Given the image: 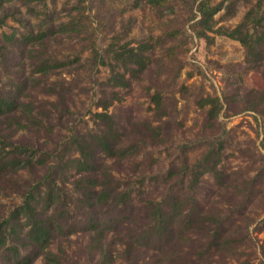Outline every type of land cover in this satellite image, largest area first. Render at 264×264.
I'll use <instances>...</instances> for the list:
<instances>
[{"label":"rangeland","instance_id":"1","mask_svg":"<svg viewBox=\"0 0 264 264\" xmlns=\"http://www.w3.org/2000/svg\"><path fill=\"white\" fill-rule=\"evenodd\" d=\"M201 1L9 0L0 9V18L10 15L0 26L1 45L3 34H47L28 45L30 52L18 42L0 55V96L24 82L20 99L38 121L24 120L13 134L0 124V143L51 153L73 134L91 142L112 126L120 148H131L124 159L97 155L132 195L131 206L105 210L101 218L111 264H264V43L252 57L218 31L235 29L259 0H210L222 7L204 37ZM60 25L66 30L50 34ZM124 44H148L149 62L141 71L117 69L127 82L112 86L109 58L97 68L91 52L104 55ZM53 60L73 63L46 75L38 71L42 61ZM207 152L211 167L196 166ZM46 169L0 173V222ZM74 173L58 178L71 217L50 249L62 253L64 264H98V251L89 249L88 215L77 213L70 197L77 196ZM168 193L187 197L186 209L194 206L197 220L184 240L157 243L141 235L147 204ZM220 222L224 244L204 252ZM0 264L10 263L0 255ZM33 264L45 263L39 257Z\"/></svg>","mask_w":264,"mask_h":264},{"label":"trees","instance_id":"2","mask_svg":"<svg viewBox=\"0 0 264 264\" xmlns=\"http://www.w3.org/2000/svg\"><path fill=\"white\" fill-rule=\"evenodd\" d=\"M7 1L9 0H0V9ZM31 1L45 2V0ZM221 7L222 4L212 6L210 0H202L198 4L197 9L201 16L198 23L203 26L200 37L207 35L205 30H213L214 15L221 10ZM9 17V14L1 17L0 26L4 25ZM66 28L67 25H60L58 30H51L50 34L55 31L63 32ZM218 31L239 40L247 48L249 55L256 56V50L264 43V0H259L256 9L250 10L235 29L228 31L221 28ZM45 36H47L46 33H40L37 36L29 33L23 36V39H18L14 34H3L4 41L2 45L0 44V55H3V50L7 46L16 45L18 42L24 46V54L30 52L27 50L28 45L40 41ZM148 47V44L111 45L104 50V55L98 48H93L91 53L97 68L108 64L105 57L109 58L111 71L109 82L112 86H125L127 82L125 73L117 72V69L143 70L149 62V56L146 54L149 51ZM75 61H79L78 57L73 62ZM73 62L42 61L37 69L46 75ZM13 86H10L12 92L10 95L0 96V124H6L11 134L24 127V120L30 119L38 124L31 105L20 99V93L26 84L21 82ZM156 102L158 105L159 101ZM66 139L51 153L40 152L33 147L11 142L0 143V173L8 171L17 173L24 169L33 170L35 166H47L46 172L38 182L29 184L26 188L21 203L0 222V255L10 264H33L39 257L43 258L45 264H64L62 253H54L50 247L52 242L66 231V224L71 217L70 201L67 198V192L60 187L58 178H67V174L72 169L75 172L72 178H74V193L77 196L74 198L70 195V197L76 203L74 204L77 213L84 212L88 215L86 230L90 236L89 249L93 253L98 251L100 255L98 264L113 262L111 251L105 247V224L101 218L105 210L123 211L131 206L132 195L129 190H121L119 183L109 173L107 166L99 161L97 155L101 151L105 158L124 159L131 155V148H120L117 142L118 134L112 126H109V131L92 137L91 142H87L85 137L74 134L69 136L68 140ZM73 153H77L78 156L72 157ZM50 159L51 163H49ZM210 159V153L207 152L196 166L201 168L210 166ZM171 194L168 193L160 201H148V225L144 226L142 237L154 238L157 243L165 240L164 244H170L175 240L182 241L196 223L194 206L192 209H186L191 201L189 202L187 197L177 198ZM199 220L203 218L199 216ZM214 221L212 219L210 223ZM221 226L220 222L214 229L210 243L204 252L218 249L220 244H224L219 242L221 233L218 230ZM178 228L179 230H176ZM179 251L182 252L181 249ZM131 264H138V262L133 261Z\"/></svg>","mask_w":264,"mask_h":264}]
</instances>
